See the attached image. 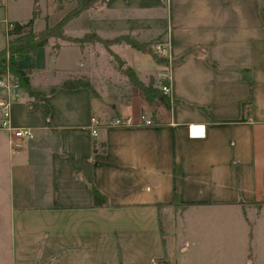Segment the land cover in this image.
<instances>
[{"label":"crops","instance_id":"crops-1","mask_svg":"<svg viewBox=\"0 0 264 264\" xmlns=\"http://www.w3.org/2000/svg\"><path fill=\"white\" fill-rule=\"evenodd\" d=\"M57 1L0 0V51L6 21L27 22L38 9L34 30L41 31L69 11ZM75 19L83 20L82 34L64 30L73 38L128 35L167 47L168 65L126 43L113 48L129 46L147 61L149 69L127 63L140 78L156 74L157 87L169 80L171 106L139 95L116 101L107 84L69 73L73 55L70 66L82 68L92 57L108 59L99 42L53 40L19 59L39 95L22 87L12 106L13 126L31 128L32 139L0 128V264H122L121 249L124 264L165 255L174 264L178 253L206 245L213 214L229 209L250 237L239 249L261 252L264 0H105L64 28ZM84 77L98 96L62 86ZM141 114L155 123L139 124ZM92 117L134 123L101 126L94 136Z\"/></svg>","mask_w":264,"mask_h":264},{"label":"rangeland","instance_id":"rangeland-1","mask_svg":"<svg viewBox=\"0 0 264 264\" xmlns=\"http://www.w3.org/2000/svg\"><path fill=\"white\" fill-rule=\"evenodd\" d=\"M65 4H68V10L70 11L78 5V1L64 0L62 2V5L65 7ZM62 5L60 6V8L62 7ZM56 22H53L50 25H53ZM82 23V19H75L71 22V24L64 28V30L68 34L81 35ZM89 35L92 38V33H90ZM53 40H56L57 44L60 41H66L59 38H52L50 39V42ZM99 43L100 46L96 50L101 51L103 55L105 54L107 56L108 59L106 61L105 58L103 59L92 57L91 59L86 61L87 64L84 65V68L78 65V63L70 66L71 61L75 59V56L73 55L66 60L67 67L69 69L68 72L73 74L87 73L90 74L91 81L94 84H107L111 92H114L111 98L114 97V100L116 101L126 103L129 102L131 98L137 95L143 98L141 91L131 83L129 77L126 74V71L128 68H131L129 65L134 64H140L142 69H149L147 61L144 62L143 60L137 58L135 54H133L134 49L130 48L129 46L127 48H123L122 50L119 48L115 50L113 47L116 43H111L108 45L103 42ZM117 43L127 44L125 38L123 37H121L117 41ZM151 48L153 49L152 51L156 52L158 56L164 57L162 54L156 51V48L153 45L151 46ZM9 70L11 72L10 74L12 76V79L22 87L21 79L13 72L12 69ZM3 73L4 70L0 74V79L3 77ZM141 78L139 77V79L145 85H149L151 81H153L155 85L156 74H147L146 76L141 74ZM151 78H153L154 80ZM82 79L84 81L88 80L86 77ZM96 96H98V94H96ZM143 100L145 99L143 98ZM158 103V101H154V103L151 105L154 106ZM213 217L214 218L211 223V235L206 239L207 244L204 245L200 250L191 249L183 254L178 253V259L174 264H244L247 260H251L254 264H264V249L261 252L251 251L250 249L242 251L241 249H239L238 245H240L241 243L244 245L248 243L249 246L251 244L249 243L250 237L248 238L247 231L243 229L239 214L236 213L235 210H222L219 213L213 214ZM186 226V224L183 227L180 226V231L183 229L180 236H183L185 238L188 237ZM262 240L264 241V239ZM262 247L264 248V242ZM164 252H168L167 249L164 248ZM119 257L122 264H124L125 260L127 262L129 255L126 250L121 249ZM152 264H170V260L169 257L165 255L161 258L154 259L152 261Z\"/></svg>","mask_w":264,"mask_h":264},{"label":"trees","instance_id":"trees-1","mask_svg":"<svg viewBox=\"0 0 264 264\" xmlns=\"http://www.w3.org/2000/svg\"><path fill=\"white\" fill-rule=\"evenodd\" d=\"M64 0L57 1V7L60 8ZM78 5L70 10L64 15L58 22L53 25L47 24L44 29L36 32L34 30V24L38 16V9L35 10L33 16L27 22H11L13 28L8 32L10 35L8 39L7 47L0 51V70H6L7 67L13 70V72L21 79V85L27 90V92L32 96H38L39 93L32 90L30 80L26 71L18 68L16 63L19 59L23 58L26 54H35L39 48L49 44L50 39L59 38L61 40H66L68 42L78 43L80 45H85L91 42H103L106 45L111 43H117V41L123 37L125 38L128 45L132 48L140 50L142 52L149 53L156 62L169 64L168 58L158 56L156 52L152 51V43H143L135 39L130 38L128 35H121L112 40H104L96 33H92V38L88 33L84 38H72L67 36L64 32L65 25L73 18L79 16L83 11L92 7L95 3L105 0H77ZM10 59V64L8 65V58ZM13 61V63H12ZM131 83L136 86L143 96V98L151 105L154 101L162 103L165 107L170 108L171 98L168 93L163 90V86H169V80H165L162 86L157 87L154 82H150L149 85H145L138 77L137 73L133 68H128L126 71ZM65 88H78L87 87L92 90L93 94L96 95L94 87L88 80L76 79L69 80L62 84ZM46 113H49V109L45 108ZM95 198L96 202L102 204L104 201L103 195L95 188Z\"/></svg>","mask_w":264,"mask_h":264},{"label":"built area","instance_id":"built-area-1","mask_svg":"<svg viewBox=\"0 0 264 264\" xmlns=\"http://www.w3.org/2000/svg\"><path fill=\"white\" fill-rule=\"evenodd\" d=\"M13 28V24L11 22H7L5 24V32L7 39H9L10 35L8 34ZM156 51L163 56H169L168 49L162 44L156 46ZM8 65L10 64L9 56ZM10 68L7 67V70L2 74L3 77L0 79V91L2 92V97L0 98V128L9 132L11 138H17L20 140H30L34 137V131L31 128L24 127H15L12 124V106L13 104L20 98L22 87L16 83L11 76ZM163 90L166 93H169L170 87L163 86ZM134 121L131 117L123 118V117H115L112 121L106 122L101 121L97 117L91 118V130L94 136L98 135V131L101 126H115L121 127L124 125L133 124ZM139 124L145 125H153L155 123L154 119L148 117L146 114H141L139 117Z\"/></svg>","mask_w":264,"mask_h":264}]
</instances>
